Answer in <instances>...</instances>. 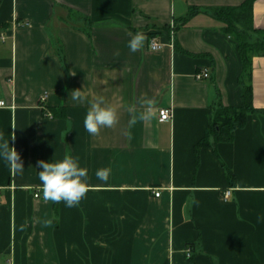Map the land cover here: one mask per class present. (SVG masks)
<instances>
[{"label":"crops","instance_id":"crops-1","mask_svg":"<svg viewBox=\"0 0 264 264\" xmlns=\"http://www.w3.org/2000/svg\"><path fill=\"white\" fill-rule=\"evenodd\" d=\"M244 1L0 0V135L24 166L13 175L0 159V264H264V55L247 73L256 110L229 141L211 130L220 102L241 105L245 74L213 11ZM253 24L264 29V0ZM74 89L116 105L117 125L89 134ZM145 97L157 118L130 127L126 108ZM66 152L88 169L73 208L45 202L38 179V161Z\"/></svg>","mask_w":264,"mask_h":264},{"label":"clouds","instance_id":"clouds-1","mask_svg":"<svg viewBox=\"0 0 264 264\" xmlns=\"http://www.w3.org/2000/svg\"><path fill=\"white\" fill-rule=\"evenodd\" d=\"M147 37L143 32L135 33L128 42L130 51L136 52L143 48ZM73 75L75 73L72 72ZM71 99L77 103L88 104L83 125L86 131L98 136L103 128H114L119 120L118 108L116 105L106 101L104 96L92 95L82 89H74L71 91ZM126 111L130 115L129 126H134L138 122L150 123L157 118L155 102L151 98H142L140 100L139 109L136 105H128ZM51 117V114H48ZM13 128H15L13 126ZM12 139H15L14 135ZM0 159L7 164L13 175L21 174L24 171L23 161L15 147L10 146L9 139H4L0 135ZM38 179L41 182V191L45 202L60 203L65 202L66 207L73 208L79 206L82 199L90 190L88 179V169L81 167L77 158H74L66 152L62 160L55 162L38 161ZM111 169L101 168L96 172V177L104 182L109 180ZM193 203H197L192 198ZM57 219V218H53ZM34 223L39 222L34 218ZM52 223L51 220H44L45 227ZM21 230L26 227V223L22 224Z\"/></svg>","mask_w":264,"mask_h":264},{"label":"trees","instance_id":"trees-1","mask_svg":"<svg viewBox=\"0 0 264 264\" xmlns=\"http://www.w3.org/2000/svg\"><path fill=\"white\" fill-rule=\"evenodd\" d=\"M253 2L245 0L240 6L216 8L213 14L225 23L224 29L239 44L244 73L249 72L250 55H264V29L256 28L253 24ZM255 33V34H254ZM244 74H241V78ZM242 103L240 106L218 104L211 130L217 140L229 141L235 131L242 127L250 112L256 108L253 105L252 86L241 80Z\"/></svg>","mask_w":264,"mask_h":264},{"label":"built area","instance_id":"built-area-1","mask_svg":"<svg viewBox=\"0 0 264 264\" xmlns=\"http://www.w3.org/2000/svg\"><path fill=\"white\" fill-rule=\"evenodd\" d=\"M149 46L152 50H160L165 46V43L163 41H161L160 39L153 37L150 40ZM195 75H196V78H198V79H205V78L210 77V70L207 68H201L196 72ZM45 98H46V94L42 97V100H44ZM5 105H6V101L0 99V107L5 106ZM159 113H160V118L162 120H170L172 118V115H173L172 108H168V107L160 108ZM229 193H230V191L226 192V196H228ZM160 194H161L160 190L155 192L156 196H160ZM35 195L38 196L39 194L35 193ZM188 254H189V252H188Z\"/></svg>","mask_w":264,"mask_h":264},{"label":"rangeland","instance_id":"rangeland-1","mask_svg":"<svg viewBox=\"0 0 264 264\" xmlns=\"http://www.w3.org/2000/svg\"><path fill=\"white\" fill-rule=\"evenodd\" d=\"M242 79H243L244 83H247L249 80V74H244Z\"/></svg>","mask_w":264,"mask_h":264}]
</instances>
